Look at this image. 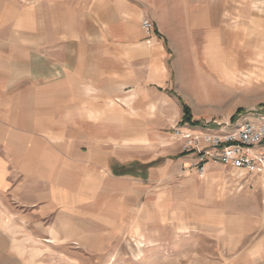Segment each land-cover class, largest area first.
<instances>
[{"label":"rangeland","instance_id":"obj_1","mask_svg":"<svg viewBox=\"0 0 264 264\" xmlns=\"http://www.w3.org/2000/svg\"><path fill=\"white\" fill-rule=\"evenodd\" d=\"M192 34L173 38L149 111L132 105L142 118L104 77L96 93L62 81L51 39L23 35L22 63L0 66V264H264V193L230 167L198 174L181 137L260 123L264 29ZM79 109L99 110L101 131Z\"/></svg>","mask_w":264,"mask_h":264},{"label":"crops","instance_id":"obj_2","mask_svg":"<svg viewBox=\"0 0 264 264\" xmlns=\"http://www.w3.org/2000/svg\"><path fill=\"white\" fill-rule=\"evenodd\" d=\"M143 17L153 23L149 35L141 29ZM263 29L264 0H0V66L11 60L10 54L15 63H22V56L16 54L23 52V35L51 39L47 46L59 56L51 58L47 68L56 66L62 81H80L95 93V80L104 77L114 87L115 101L127 91L121 98L127 116L142 118L146 116L143 109L134 114L132 105L147 102L142 107L148 112L149 88L157 91L171 81L167 59L168 51L175 47L174 37L190 38L197 33L223 39L240 36L241 30ZM37 49L30 52L37 55ZM6 74H10L6 68L0 69V80ZM93 96V100L102 98L100 93ZM79 111L78 116L87 117L101 131L99 110ZM254 152L264 154V143ZM206 167L209 173L228 168L220 163ZM123 174L131 175L128 171ZM247 184L263 195L264 184Z\"/></svg>","mask_w":264,"mask_h":264},{"label":"built area","instance_id":"obj_3","mask_svg":"<svg viewBox=\"0 0 264 264\" xmlns=\"http://www.w3.org/2000/svg\"><path fill=\"white\" fill-rule=\"evenodd\" d=\"M141 29L151 34L153 23L148 18L141 19ZM184 149L196 156L197 172L203 175L210 163H220L239 171L253 184H264V154H257L254 148L264 143V117L260 123H218L216 130L203 136L192 133L181 135Z\"/></svg>","mask_w":264,"mask_h":264},{"label":"trees","instance_id":"obj_4","mask_svg":"<svg viewBox=\"0 0 264 264\" xmlns=\"http://www.w3.org/2000/svg\"><path fill=\"white\" fill-rule=\"evenodd\" d=\"M181 105H182V111H183L182 123L192 124L190 109L188 108V106H186L182 102H181ZM239 114H241L240 111L236 113V116H239ZM192 126H199V124L198 123L192 124Z\"/></svg>","mask_w":264,"mask_h":264},{"label":"bare ground","instance_id":"obj_5","mask_svg":"<svg viewBox=\"0 0 264 264\" xmlns=\"http://www.w3.org/2000/svg\"><path fill=\"white\" fill-rule=\"evenodd\" d=\"M230 82V81H229Z\"/></svg>","mask_w":264,"mask_h":264}]
</instances>
